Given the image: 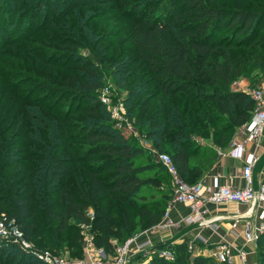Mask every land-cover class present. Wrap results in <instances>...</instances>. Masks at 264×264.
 Segmentation results:
<instances>
[{"label": "trees", "instance_id": "trees-1", "mask_svg": "<svg viewBox=\"0 0 264 264\" xmlns=\"http://www.w3.org/2000/svg\"><path fill=\"white\" fill-rule=\"evenodd\" d=\"M29 1L16 36L8 35L11 15L0 23L9 38L0 47L27 57L21 63L0 59V217L28 243L36 234L65 233L73 219L90 228L98 249L113 251L114 241L124 245L133 237L136 221L149 228L161 223L173 190H164L166 168L136 136L122 132L101 103L106 74L99 69L109 72L112 94L122 97L142 137L171 157L186 183L196 184L192 159L214 156L198 139L230 147L256 110V102L233 85L246 75V60L252 72L264 73V0L255 7L243 0H63L71 6L42 19L51 0ZM104 4L118 7L70 16L74 7L84 12ZM111 17L122 36L90 29ZM109 39L121 44L107 63ZM82 49L90 54L81 55ZM235 51H244L243 64ZM79 170L86 187L74 190ZM103 197L120 204L118 219L96 204ZM41 215L59 224L43 230ZM257 243L264 257V234ZM173 249L174 261L155 256L152 264H215L186 241ZM2 259L45 264L10 240H0Z\"/></svg>", "mask_w": 264, "mask_h": 264}, {"label": "built area", "instance_id": "built-area-1", "mask_svg": "<svg viewBox=\"0 0 264 264\" xmlns=\"http://www.w3.org/2000/svg\"><path fill=\"white\" fill-rule=\"evenodd\" d=\"M237 89V88H236ZM256 102V110L251 120L240 128L233 139L227 155L237 160L244 162L242 177L245 181L243 187L220 186L215 183L212 186H207L203 183L189 184L178 173L171 157L168 154H160L159 161L166 168L168 174L172 178L173 197L167 206L166 212L160 224L155 226L158 231H167L178 226L172 217L171 212L175 204L183 205L190 210V216L185 220L188 226L198 225L203 228L217 230L218 226L215 222L208 220L206 207L209 205L222 204H239L246 205L250 208V212L258 214L260 219L259 226H253L249 221L243 224L244 232L242 234L243 245L238 249L237 255L234 251L236 247L229 241H223L214 248L213 258L217 264H237L241 262L246 264L248 255L250 254L251 246H254L261 235L264 234V184L256 187L254 183L253 172L259 162V156L256 152L249 153L250 145L259 147L263 132H264V89L257 90H242ZM110 94V89H106ZM111 96V94H110ZM101 92L100 101L102 104H108L111 97ZM122 108H124L122 106ZM117 116L116 112L111 113ZM120 122V120H117ZM120 125V124H119ZM239 217L236 218L231 225V233L235 237H241L237 233L240 226ZM83 229H90L82 226ZM0 240L12 241L27 254H32L36 259L45 264H131V254L133 252H143L149 247V243H139L136 237L129 239L124 245H120L116 249L114 257L107 255L104 249H98L95 245L94 237H88L85 240L86 256L85 260L77 263H67L60 258H54L49 252H36L28 242L22 239V234L12 226L7 217H0ZM159 257L165 258L168 261L175 260V252L173 244L163 249H157ZM110 258H113L110 259Z\"/></svg>", "mask_w": 264, "mask_h": 264}, {"label": "rangeland", "instance_id": "rangeland-1", "mask_svg": "<svg viewBox=\"0 0 264 264\" xmlns=\"http://www.w3.org/2000/svg\"><path fill=\"white\" fill-rule=\"evenodd\" d=\"M18 0H0V23L3 21V19H7L9 18V16L11 15L13 20H12V24H10L11 29L9 30L8 35H10L9 37H14L17 35V29L15 28V26H17V24H19L18 18L21 16V11H25V9H27L26 7L30 4L29 0H21L20 1V7L18 8V10L15 12L13 11L14 8L16 7ZM121 1H136V0H118V3ZM231 0H222V3H228ZM244 3L249 6V7H255L257 5H255V2H259L260 0H243ZM67 6H71L68 5L66 2H64L63 0H51V3H48L42 11V15L40 17V19H42L43 14L48 13V12H52L55 14V16L61 14V12L64 11V9L67 8ZM118 7L117 5H110V7L108 5H96V6H91L89 7L88 11H84L82 12V9L80 7H74L73 11L70 13V16H72L74 14V12H80L81 15H85L88 12H91L89 14H92L95 16V14L101 10H106L107 8H111V7ZM5 7H7V10L5 9ZM112 7V8H113ZM78 10V11H77ZM116 12V11H115ZM114 12V13H115ZM78 14V15H80ZM76 15V18H79V16ZM115 16V15H114ZM70 18V17H68ZM39 19V20H40ZM112 17L109 19H105L104 23L101 27H98L99 29H97V31H95V24L90 26V29L92 31H94V34H97L98 36H101L103 34H105L106 32H108V34H119L118 30H115V24L117 23V20L112 22L111 21ZM27 23V21H24L22 24L23 26H25V24ZM106 24V25H105ZM107 26H111V28L107 27ZM107 27V28H105ZM0 31H2L1 27H0ZM2 32L0 33V44H3V46L5 45L6 42H8L9 38H5L4 35L2 34ZM120 35V34H119ZM122 36V35H120ZM109 38V35L107 36ZM33 44V43H32ZM31 44V45H32ZM121 44V40H115V39H109V41L107 43H105V46H107L109 49L105 55V60H108L107 63H109L111 60H113V58L115 57V53L114 50L117 49V51L119 50V45ZM30 44L28 46H25V49H30L32 46ZM113 47V50H112ZM264 50V46L262 47ZM2 49L0 47V59L3 58V64L7 61L10 62V60H12L13 62H19L21 63L22 59H26V55L23 56H17L14 53H12L11 50H6ZM58 50V49H56ZM81 55H88L90 54L88 51H85V49H82L80 52ZM234 58L237 60L238 63L243 64V62L245 61V54L244 51H235L233 53ZM104 57V56H103ZM10 59V60H9ZM58 60V59H57ZM79 64H83L84 60H80ZM247 64L245 65V69H246V75L240 79H237L235 82L236 84L233 85L234 88H239L242 90H257V89H264V73H260L259 71H254L252 72L251 67L248 65V61L246 60ZM101 70L102 73H105L106 75H104V79H103V92L105 94H107V96H110L111 94V99L110 102L108 104H103L106 109L110 112H116L117 116L112 118L114 120H120L121 124L119 125V128L121 129V131L124 133H130L134 136H136L139 140V143L141 145L144 146V148L146 149V151H148L149 153H152L154 159L158 162L159 161V155L156 150H154L152 144L150 141L145 140L144 137H142V135L140 134V131L134 127V124L131 122V120L129 119L127 112H126V108H122V106L124 105L122 97L119 98L118 100L115 99V93L112 94L111 89L114 87L113 83H112V78L109 77L107 71H105L104 69H99ZM49 76L52 78V76H56V74L54 73L52 75V71H49ZM252 72V73H251ZM52 75V76H51ZM257 83V84H255ZM113 85V86H112ZM110 89V94L109 92L106 91V89ZM43 89H40L39 92L37 93L36 97H38L41 93H43ZM255 113V112H254ZM126 130V131H125ZM236 136V135H235ZM235 138V137H234ZM233 138V139H234ZM233 141V140H232ZM202 142V141H201ZM205 142V141H204ZM84 179V177H83ZM165 180L168 186L164 187V190H173V183H172V178L165 174ZM82 183L84 185V182H82V171H78L77 176L71 180V184L73 186V189L75 190V188H81L82 189ZM84 187H86V185H84ZM99 207H105L108 210H110V212L117 217V219L119 218V214H120V210H121V206L117 201H113L112 199H110L109 197H103L101 198L97 203H96ZM41 220H42V228L43 230H47L48 226H52V227H57V225L59 224V221L54 218H48L47 216H40ZM254 219H252L251 221H253ZM83 225H81L79 222H77L76 220H71L70 221V228L65 232V233H60L57 231H54L52 233H45V235H39L36 234L33 242L29 243L30 247L36 251V252H49L54 258H60L63 261L67 262V263H77V262H81L83 260H85V256H86V248H85V240L88 237H94V233L89 229H83L82 227ZM242 234L244 232V228L240 229ZM158 231L156 228H149L146 226H142L139 221H136L135 225H134V235L132 238L136 237L139 241V243H149V247L146 248L143 252H133V254H131V264H152V259L155 256H158L157 253V249L158 246H160L161 244H169V243H162L159 241H156L154 238V240L152 239V237H154L156 234H158ZM48 239L47 241L45 239ZM114 247H113V251H109L107 252V255L114 257L115 253H116V249L118 247H120V244H118L116 241H114ZM172 244V243H171ZM122 246V245H121ZM189 248L192 250V252L194 253V248L193 245H191L189 243ZM250 251H253L256 253V264H262V261L264 260V257L260 255V247L258 245V243H256L254 246H251V248H248ZM203 251V249H201ZM108 256V257H109ZM110 258V257H109ZM113 260V258H110ZM4 262V263H3ZM214 262V261H213ZM11 264H20V260L17 259L15 261L10 262ZM0 264H5V261L0 260ZM217 264V263H215Z\"/></svg>", "mask_w": 264, "mask_h": 264}, {"label": "crops", "instance_id": "crops-1", "mask_svg": "<svg viewBox=\"0 0 264 264\" xmlns=\"http://www.w3.org/2000/svg\"><path fill=\"white\" fill-rule=\"evenodd\" d=\"M198 140L203 148L213 151L214 156L206 157L205 155H196L192 159L194 169L198 172L197 176L193 179V182L203 183L207 186H212L215 183H218L220 186L243 187L245 185V181L242 177L244 162L227 155L230 147L225 149L215 148L211 141L204 142L202 139ZM248 152H256L259 156V162L253 172L254 183L255 186L258 187L264 184V132L259 147L256 149L255 146L250 145ZM206 209L208 212L206 218L215 222L218 226L217 230L203 228L198 225H186L185 220L191 213L189 208L180 204H175L172 208L171 217L176 223H178V226L171 230L158 232V234L152 237V239L156 238V241L169 244L172 243L173 245L186 241L193 245L195 255H204L217 263L213 258V252L218 244L223 241L233 243L236 247L234 253L237 255L238 249L243 245V237L240 230L243 228V224L249 221L254 227H257L261 222L258 218V214L251 213L250 208L246 205L233 203L209 205ZM238 217L241 222L237 229V233L239 235L241 234V237L237 238L231 233V225ZM252 219L254 220L251 221ZM201 249H203V251ZM255 254L256 253L252 249L248 255L246 264H256ZM237 264L243 263L237 262Z\"/></svg>", "mask_w": 264, "mask_h": 264}]
</instances>
